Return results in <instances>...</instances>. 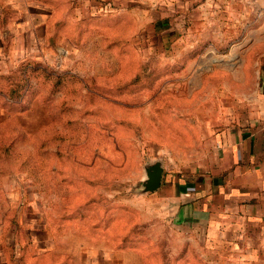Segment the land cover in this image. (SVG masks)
<instances>
[{"label": "rangeland", "instance_id": "obj_1", "mask_svg": "<svg viewBox=\"0 0 264 264\" xmlns=\"http://www.w3.org/2000/svg\"><path fill=\"white\" fill-rule=\"evenodd\" d=\"M161 1L63 6L33 26L41 41L0 61V220L16 230L41 211L40 264H264L254 230L241 250L208 253L144 191L150 164L165 183L207 165L264 61V39L246 37L253 8L235 7L225 31Z\"/></svg>", "mask_w": 264, "mask_h": 264}, {"label": "crops", "instance_id": "obj_2", "mask_svg": "<svg viewBox=\"0 0 264 264\" xmlns=\"http://www.w3.org/2000/svg\"><path fill=\"white\" fill-rule=\"evenodd\" d=\"M160 3L156 7L183 10L182 22H192L194 17L193 22L213 23L223 30L226 24L235 22L232 14L235 7L253 8L254 13L245 20L259 25L247 32L246 37L264 39V0H162ZM137 4L140 0H0V23L6 24L5 30L0 31V61L6 55L27 53L31 40L41 41L33 26L36 22H51L63 6L127 8ZM5 39L11 41V49L5 47ZM251 49L246 47V53ZM257 74L256 89L243 95L245 115L237 117L235 125L215 134V151L207 165L195 169L192 178L171 179L166 183L164 169L161 187L151 192L164 200L166 217L178 231L208 253H216L226 245L232 251L241 250L246 246L250 230L257 232L258 242L264 246V61L259 60ZM22 218L16 216V230L9 228L7 216L0 220V264H40L42 254L52 246L50 241L42 244L43 230L49 231L50 237L52 230L40 210L32 218ZM51 241L53 244V238ZM97 257L104 260L102 253Z\"/></svg>", "mask_w": 264, "mask_h": 264}, {"label": "water", "instance_id": "obj_3", "mask_svg": "<svg viewBox=\"0 0 264 264\" xmlns=\"http://www.w3.org/2000/svg\"><path fill=\"white\" fill-rule=\"evenodd\" d=\"M164 167L161 162L150 164L146 168V178L143 182L144 191L154 192L157 191L163 180Z\"/></svg>", "mask_w": 264, "mask_h": 264}, {"label": "trees", "instance_id": "obj_4", "mask_svg": "<svg viewBox=\"0 0 264 264\" xmlns=\"http://www.w3.org/2000/svg\"><path fill=\"white\" fill-rule=\"evenodd\" d=\"M164 37V36H163ZM171 37V36H170ZM172 38H174L173 36H172ZM165 39H168V38H165Z\"/></svg>", "mask_w": 264, "mask_h": 264}]
</instances>
